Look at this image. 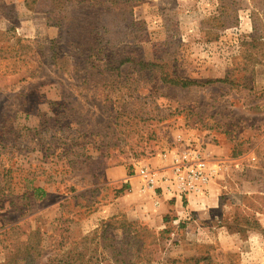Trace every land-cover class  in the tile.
<instances>
[{
  "label": "rangeland",
  "instance_id": "rangeland-1",
  "mask_svg": "<svg viewBox=\"0 0 264 264\" xmlns=\"http://www.w3.org/2000/svg\"><path fill=\"white\" fill-rule=\"evenodd\" d=\"M223 2L234 16L228 27L215 19ZM36 6L0 0V49L22 38L28 47L19 55L30 60L58 36ZM133 16L139 23L124 38L134 44L130 57L155 47L177 53V71L191 79L224 81L161 91L154 78L141 79L145 86L132 96L121 87L104 100L101 90L82 91L77 74L48 69L37 54L43 70L36 76L30 62L0 73V264L28 238L41 247L40 255L33 251L40 260L82 246L84 236L94 250L104 227L121 240L128 225L126 241L139 234L136 264L192 254L210 257L200 264H264V0H141ZM131 70L130 80L139 79ZM68 100L71 110L60 106ZM129 108L148 115L133 118ZM158 157L170 159L166 173H158ZM189 162L207 176L199 191L177 196L163 183L145 187L141 169L170 175ZM37 187L46 194L34 195ZM189 194L205 206H192Z\"/></svg>",
  "mask_w": 264,
  "mask_h": 264
},
{
  "label": "trees",
  "instance_id": "trees-1",
  "mask_svg": "<svg viewBox=\"0 0 264 264\" xmlns=\"http://www.w3.org/2000/svg\"><path fill=\"white\" fill-rule=\"evenodd\" d=\"M36 1L37 6L34 7V11L44 12L47 24L57 26L59 34L56 38L50 39L47 46L41 47L39 50L34 49L33 53L30 54L33 56L30 60L19 55V52L22 53L28 47L27 41L22 38H17L14 45L1 48L0 53H9V56L4 57L0 54V73L18 72L20 67L17 65L20 62L24 64L30 62V76H36L43 70L41 68L43 61L42 59H36L35 55L37 54V56L45 58L44 64L48 69H55L56 72L66 74H77L81 81L79 87L82 88V91L93 87L101 90L104 100H108L109 96H112L111 94H114L121 87H125V93L132 96L136 90L139 91L140 87L145 86L144 83L138 86L141 79L154 78L157 87L161 91L172 86L190 89L192 86L202 87L224 81L222 79L201 81L191 79L184 73L177 71L178 61L180 60L177 53L175 55L167 51H165L166 53H160L155 47L148 55L138 54L130 57V51L134 50L132 49L134 44L129 39L125 40L124 38L139 23L134 19L133 7L141 0H33L35 3ZM218 10L219 15L215 19L219 20L224 27L234 23V16L228 13L227 3L223 2ZM231 20L232 22H230ZM257 32V28L254 26V31L250 36L254 38ZM164 44H166V41ZM178 45L184 47L185 43L179 41ZM30 49L32 51L33 48L30 47ZM119 56L125 57L118 59ZM138 57H140L139 60ZM127 62H130V65L123 68ZM130 68L137 76H140L139 79L130 80L128 77ZM133 84H135V87L131 89ZM138 91L137 98L142 95L138 94ZM65 96L69 97L71 95L67 94ZM79 97L81 98V95ZM71 103L72 101L68 100L62 102L60 106L71 110ZM141 111L140 109L135 113V110L129 108L127 113L135 114L133 118L144 119L142 116L148 115V112ZM114 118H117V116ZM157 118L164 119V114L161 117L158 111ZM83 128V122L77 121L75 129L80 131ZM128 187L129 185H124L119 191ZM37 194L44 195L46 191L43 187H37L34 195ZM253 222L255 228L261 229L256 220ZM110 224L108 222L106 227ZM104 228L100 236L102 240L97 241L95 249L93 248L92 251L90 246L85 243L88 236H84L82 246L77 243V246L68 249L69 247L64 246L65 241H63L60 243L65 249H63L61 255L58 253L56 255L50 254L38 260V256L33 251L38 250L40 255L39 250H41V247L34 249L33 246L28 244V238L20 242L16 249L10 250V254L1 264H136L140 261L142 257L138 254L140 248L138 249L137 237L139 234L137 230L126 241L125 237L130 234L129 225L121 240L114 237V235H110L111 233L107 235L108 233L105 232ZM8 246L4 245V247ZM75 248H80L81 251L73 252ZM97 249H100V254H98ZM209 259L210 257L207 255L192 254L183 258L170 259V262L172 264H200L202 261H208Z\"/></svg>",
  "mask_w": 264,
  "mask_h": 264
},
{
  "label": "built area",
  "instance_id": "built-area-1",
  "mask_svg": "<svg viewBox=\"0 0 264 264\" xmlns=\"http://www.w3.org/2000/svg\"><path fill=\"white\" fill-rule=\"evenodd\" d=\"M196 162V161H193ZM189 162L187 166H185V172L181 170V164L174 168L173 172L170 175H162L158 176L153 174L151 170L148 168L141 169L142 176L144 175L146 178L145 187H153L160 183H163L164 186L162 189L173 193L177 196L182 194H186L188 192L199 191L200 187L207 182V176L202 170L200 163ZM175 184L177 186H175Z\"/></svg>",
  "mask_w": 264,
  "mask_h": 264
},
{
  "label": "crops",
  "instance_id": "crops-1",
  "mask_svg": "<svg viewBox=\"0 0 264 264\" xmlns=\"http://www.w3.org/2000/svg\"><path fill=\"white\" fill-rule=\"evenodd\" d=\"M51 32V31H50ZM158 160H159V163L160 162H163L162 164H164V165H162L161 164V166H159L158 168H159V171H158V173L159 174H163V173H166L167 171H169L168 169L166 170H163L164 168H163V166H167L168 167V165L170 164V159L167 157V158H162V157H158ZM140 167V166H139ZM139 167H137V170H139ZM166 167V168H167ZM136 170V171H137ZM138 172V171H137ZM134 179H137V178H134ZM134 179H132V178H130V183H134L133 182V180ZM165 198H167V197H165ZM184 199H187V200H189L190 201V203H191V205L192 206H196V207H199V206H205V202H207V201H204V200H202V199H200V197H197L196 196V194H189L187 197H185ZM181 199H174V205H179L180 203H182L181 201H180ZM166 201V200H165ZM165 201H163V202H165Z\"/></svg>",
  "mask_w": 264,
  "mask_h": 264
}]
</instances>
